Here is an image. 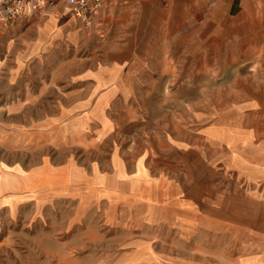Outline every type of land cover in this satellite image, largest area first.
Listing matches in <instances>:
<instances>
[{
  "label": "crops",
  "instance_id": "obj_1",
  "mask_svg": "<svg viewBox=\"0 0 264 264\" xmlns=\"http://www.w3.org/2000/svg\"><path fill=\"white\" fill-rule=\"evenodd\" d=\"M100 1L90 34L64 0L0 27V148L28 182L0 209L31 179L76 195L81 172L133 200L135 264H264V0Z\"/></svg>",
  "mask_w": 264,
  "mask_h": 264
},
{
  "label": "rangeland",
  "instance_id": "obj_2",
  "mask_svg": "<svg viewBox=\"0 0 264 264\" xmlns=\"http://www.w3.org/2000/svg\"><path fill=\"white\" fill-rule=\"evenodd\" d=\"M97 148L94 152L100 161L95 165L102 171L107 164L104 158L109 146ZM5 151L0 148V169L4 170L0 174V186L5 188L13 182L16 188L26 189L28 182L20 178L22 155H9ZM42 152L45 150L34 153L28 161L36 176L39 169L33 168ZM86 153L75 154L79 164L90 158ZM15 159L17 172L6 171ZM82 175L79 172L80 188L75 189L76 195L62 196L49 193L54 183L28 178L35 192H20L12 196L10 208L0 209V264H135L137 260L131 253L134 247L121 242L128 234L122 227L124 217L135 212L134 208L121 204L133 200H105L101 191L95 192L81 183Z\"/></svg>",
  "mask_w": 264,
  "mask_h": 264
},
{
  "label": "built area",
  "instance_id": "obj_3",
  "mask_svg": "<svg viewBox=\"0 0 264 264\" xmlns=\"http://www.w3.org/2000/svg\"><path fill=\"white\" fill-rule=\"evenodd\" d=\"M58 0H0V27H6L21 17L43 12L46 6ZM68 3L73 18L85 33L101 28L96 19L101 8L100 0H64Z\"/></svg>",
  "mask_w": 264,
  "mask_h": 264
}]
</instances>
